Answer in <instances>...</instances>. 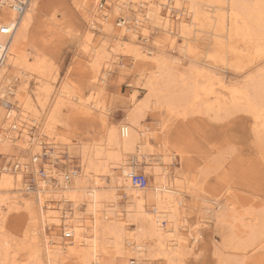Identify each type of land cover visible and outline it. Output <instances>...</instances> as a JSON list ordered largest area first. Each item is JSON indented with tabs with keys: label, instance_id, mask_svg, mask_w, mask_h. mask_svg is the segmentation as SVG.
<instances>
[{
	"label": "bare ground",
	"instance_id": "1",
	"mask_svg": "<svg viewBox=\"0 0 264 264\" xmlns=\"http://www.w3.org/2000/svg\"><path fill=\"white\" fill-rule=\"evenodd\" d=\"M95 1L93 7L92 0H77L81 17L89 22L82 46L90 63L87 70L81 66L78 71L85 76L88 73L93 86L102 83L95 87L102 93L101 100L89 102L72 79L65 81L53 96L52 69L46 55L34 48L31 32L43 1L0 0V155L4 157L0 161V255L4 264L9 263L13 247L8 228L12 223L18 226L26 222L31 227L14 251L25 249L30 253L31 260L26 264H41L44 255L48 264L68 259L80 264H140L145 257H160L162 264H172L182 259L185 248L193 247L199 239L197 235L190 241L192 233L183 232V195L188 192L183 179L171 178L167 166L146 158L153 183L141 189L130 179L136 168L122 160L125 152L136 150L138 160H143L144 148L151 146L152 130L143 124L150 109H165L171 116L184 117L212 113L217 119L237 112L251 115L255 140L264 158V0H104L103 10L100 8L105 4ZM20 3L25 7L18 12ZM50 3L58 1L49 0L47 5ZM173 10H177L179 32H175L178 24L170 16ZM119 24L123 26L119 28ZM39 26L40 30L43 26L47 32L53 30L43 20ZM3 27L8 28L7 33L2 32ZM154 27H158L160 35L151 43ZM96 30L100 36H96ZM204 34L212 39L206 59L245 70L247 74L241 81L229 82L213 69L192 63L186 64L185 70L179 69V62L153 49L168 47L186 58L193 57L199 52L196 40ZM117 53L132 56L138 64L141 74L137 84L141 90L132 95V106L120 122L100 117L101 140L76 142L62 130L68 126L67 117L76 112L93 116L96 110H107L103 85ZM20 74L22 81L12 85ZM32 75L37 83L29 90ZM142 90L145 93L140 98ZM29 126L38 127L39 133L32 132ZM43 135L47 137L46 144ZM58 144L65 147L69 162L61 159L63 148ZM52 147L54 152L44 150ZM22 153L32 157L34 187L32 179L25 182L31 169L22 162L27 160L20 157ZM50 153V162L43 163L47 175L43 177L41 159ZM75 157L79 170H73L70 163ZM15 158L20 159L17 171L11 166ZM63 162L67 167L61 169L58 165ZM112 164L118 168L113 169ZM200 174L207 178L206 170ZM193 180L188 184L197 186ZM121 190L129 197L124 213L108 204L112 199L117 206ZM234 204L235 201L227 206L231 205L239 215L249 235L241 238L235 233L228 242L245 249L258 237L256 226L264 229V215L239 211ZM226 209L214 213V218L218 230L227 233ZM207 210L213 211L211 207ZM83 217L89 219L88 224H82ZM256 217L261 222L252 226ZM119 256L130 259L119 263Z\"/></svg>",
	"mask_w": 264,
	"mask_h": 264
},
{
	"label": "rangeland",
	"instance_id": "2",
	"mask_svg": "<svg viewBox=\"0 0 264 264\" xmlns=\"http://www.w3.org/2000/svg\"><path fill=\"white\" fill-rule=\"evenodd\" d=\"M41 1H43L44 7H42L41 11L39 10L35 24L32 27L31 32L34 34V40L32 41H34V48L40 49V52L46 55L47 63L52 69L53 79H51L50 84L53 86V96L65 81L72 79L80 85L83 96L86 99L89 98V102L100 101L102 93H99V90L95 87L97 84V87H99L102 83L99 82L93 86L89 82V74L87 73L85 76L82 74L83 72L80 73L78 71L81 66L87 70L90 63L89 57L85 54L82 46L83 34L89 27V22L81 17L77 0H57L58 3H50L49 5H47L49 0ZM92 1L94 7L96 1ZM105 3L104 0H99L98 5ZM105 8L106 4L100 9L103 10ZM163 13L166 14L165 6L163 7ZM176 14L177 10L170 11V16L175 24H178H174L175 32H179L180 23ZM42 20L48 23L49 27L52 26L53 30L47 32L44 30V26L40 30L39 25ZM121 21H119L120 24ZM58 24L62 25L61 28L56 27ZM120 24L118 25L119 28L123 26V24ZM157 29L158 27L152 29L151 43H154L160 35L159 29ZM95 33L96 36H100L98 30ZM109 40L107 42L110 43ZM211 41V36L208 34H204L202 38L196 40L199 52L189 58L180 54L177 49L149 47L157 52H165L171 60L179 62V69L185 70L186 64L192 63L198 67L213 69L215 74L223 76L229 82L241 81L247 74L245 70L232 66L227 67L219 62L211 63V61L206 59V54L211 48ZM112 59L110 73L103 85L105 90L104 99L106 101L105 108L107 110L104 113L96 110L93 116H86L81 112L70 113L69 117H67L68 126L62 128L76 142L88 144L95 139L101 140L103 138V126L100 123V117L103 115L107 120L111 119L110 121L120 122L127 115L129 107L132 106L130 102L132 95L141 90L137 84L141 73L138 70V64L132 56L125 53H117L114 54ZM123 69L125 71H122ZM22 78V74L14 78L12 85L17 86L22 81ZM36 83L37 79L35 75H32L29 80V90H33ZM144 93L142 90L140 98ZM213 117L212 113H196L187 117L182 115L171 116L165 109H162V111L150 109L143 120V124L152 130L151 146L144 148L143 160H138L137 150L125 152L122 160L126 164L128 163L127 165L134 166L137 172L145 173L149 183H153V179L149 176L151 165L145 159L154 158L153 160L158 161L160 165L167 166L171 178L183 179L187 187L188 192L183 195L186 205L183 232L187 235L192 233L188 239L190 241L197 235L199 239L194 243L193 247L188 246L185 248V255H183L181 260H177L172 264H264V229H261L259 225L256 226L258 237L253 245L243 249L237 246V243L228 242L229 240L231 241L229 236H235V233L241 238H247L249 235V230L241 225L238 219L239 215L234 213L231 209L232 206H227L228 204L235 201L234 207H237L239 211L264 215V158L261 157L257 140H255V122H253L251 115L244 112H237L221 119ZM28 128L32 132L39 133L38 127L29 126ZM42 140L45 144L48 142L45 135L42 136ZM58 145L60 149L63 148L62 153L64 154L61 153L63 155L61 159L69 162L65 147L61 144ZM44 150L55 151L53 147L50 150L46 148ZM44 155L41 159L43 160L41 167L39 166L40 170L45 169L43 163L50 162L49 158L52 153L45 155V157ZM172 155H175V158ZM20 157L27 159L22 162L28 164L29 169H31L29 171L30 174L27 173L25 177V182L28 183L34 177L33 160L28 153H22ZM3 159L4 157L0 155L1 162ZM67 162H63L61 163L62 165L58 166L61 169L63 168L62 166L67 167ZM19 163L20 159L15 158L12 160L11 166L14 171L19 169ZM70 163L73 170L75 168V170H79L80 163L78 158L75 157ZM111 167L115 170L118 168L116 164H112ZM203 169L208 173L206 179L200 174ZM192 179H195L193 181L198 183L197 186L188 184ZM119 192L120 197L117 206H115V202L112 199L108 204L112 208L117 207L124 213L129 197H127L124 190ZM227 198H229L230 203L226 202ZM246 200L248 201L246 202ZM207 207H211L213 211L207 210ZM225 207H228V209L224 212L229 214L226 231L230 232V235L228 232L218 230L214 218V213L218 214ZM256 218L251 223L252 226L253 223L261 222L259 221L261 220L260 218ZM88 220L87 217H83L82 224H88ZM29 227L31 226L26 222L22 225L18 223V226L12 223L8 228L7 234L13 247L10 250L11 259L7 264H26L25 261L30 262V253L27 250L22 249L14 252L17 244L24 239L23 233ZM60 233L62 236L64 235L62 230H60ZM128 259H130L128 256H119L117 262L124 263ZM1 260L0 255V264H4V261ZM158 263L162 264L160 257H145L142 258L140 264ZM41 264H48L46 255L43 256ZM60 264L80 263L75 259H68ZM133 264L135 263L133 262Z\"/></svg>",
	"mask_w": 264,
	"mask_h": 264
},
{
	"label": "built area",
	"instance_id": "3",
	"mask_svg": "<svg viewBox=\"0 0 264 264\" xmlns=\"http://www.w3.org/2000/svg\"><path fill=\"white\" fill-rule=\"evenodd\" d=\"M19 5H20V7L18 9V12L21 11L20 8L22 9L23 6L25 7L24 3H20ZM2 32L7 33L8 28L3 27ZM41 174L43 177L47 176L44 169L41 170ZM130 179H131V182L134 186L141 188V189H144V187L148 186V184H149V179L145 173H139V172L132 173L130 175ZM30 182H31V185L34 187L35 186L34 180L32 179ZM65 235L67 238H72V235L70 233H65Z\"/></svg>",
	"mask_w": 264,
	"mask_h": 264
}]
</instances>
